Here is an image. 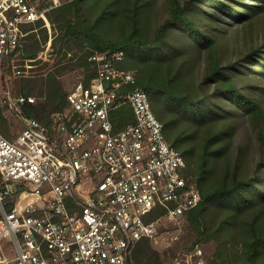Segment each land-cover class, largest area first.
I'll return each mask as SVG.
<instances>
[{
    "label": "trees",
    "instance_id": "16d2710c",
    "mask_svg": "<svg viewBox=\"0 0 264 264\" xmlns=\"http://www.w3.org/2000/svg\"><path fill=\"white\" fill-rule=\"evenodd\" d=\"M47 16L58 58L45 77L13 82V95L44 97L24 114L50 125V114L68 106L59 74L88 71L94 51L122 52L118 66L134 70L201 194L186 213V248L210 245L206 264H264V0H69ZM39 25L25 27L24 57L45 41L43 28L32 30ZM11 123L0 111L7 138ZM129 264L162 257L141 238Z\"/></svg>",
    "mask_w": 264,
    "mask_h": 264
},
{
    "label": "built area",
    "instance_id": "2783aa9c",
    "mask_svg": "<svg viewBox=\"0 0 264 264\" xmlns=\"http://www.w3.org/2000/svg\"><path fill=\"white\" fill-rule=\"evenodd\" d=\"M42 1L0 0V111L22 126L11 138L0 132V264H129L136 240L179 244L201 194L134 70L118 66L122 52H92L93 76L76 83L48 126L24 114L35 96L2 82L6 67L22 74L15 61L26 26L41 22L51 50L47 15L60 2ZM42 52L24 59L45 60ZM164 264H206V256L196 244Z\"/></svg>",
    "mask_w": 264,
    "mask_h": 264
},
{
    "label": "rangeland",
    "instance_id": "374dc122",
    "mask_svg": "<svg viewBox=\"0 0 264 264\" xmlns=\"http://www.w3.org/2000/svg\"><path fill=\"white\" fill-rule=\"evenodd\" d=\"M58 1L60 2V4H59V6H60L63 3H67L69 0H58ZM43 2L44 3H42V5L51 4V3H49L50 0H43ZM48 19H49V17H48ZM49 21H50V19H49ZM50 23H51V21H50ZM39 24L40 25L38 27L35 26L32 30L36 31L40 27L43 28L45 35H46V38H45V41L42 42V45H41L40 49L37 51V53L39 51H43L42 54L47 53L46 54L47 58L45 60H38L37 59L38 61L30 62L28 59H24V56L22 55L21 50H20V53L17 57L19 59L17 61H15V64L17 65V69H19L18 71L22 74L21 75H18L17 73L14 74L13 70H11L10 67H8L9 71L6 72L4 78H2V82L4 83V85L8 89H10L11 93H12V89H13V85H14L13 82L16 79L30 78V77H36V76L45 77L48 72L53 70L55 62L58 58V49L60 46L59 45L55 46V44H54V38L56 36L54 26L51 23V28H52L51 50L49 49L47 52H44V51H46L45 48H46L48 41H49V34H48L47 29L42 26L41 22H39ZM230 27H233L232 31L233 30L235 31V30H238L241 27V25L236 24L235 26H230ZM241 32H242V29H241ZM25 42H26V40L24 39L23 45L25 44ZM52 50H53V52H52ZM49 53H52V55L49 56L48 55ZM89 71H90V69L88 71L82 72L81 68H77L74 70L73 69H66L65 71H63V73L59 74L58 78L61 81L63 87H65L68 90L67 92H69L71 89H73V87L76 85V83L79 80H82L84 78L86 73H89ZM33 96L36 97V101H42L44 99L43 96H37V95H33ZM4 114L7 115V117H9L11 119V122H12L10 127H9L10 133L14 134V133L18 132L22 127L21 122L19 121L20 119L16 115L9 113V112H4ZM12 120H15L14 123ZM187 223H188V221L186 219L185 220V230L187 228ZM189 240H190L189 236H186V237L184 236L182 241L179 244L174 245L173 247H169V248L162 247L159 245H155L150 240L149 241H150L151 246L155 250H157L158 253H160V255L162 257V264H164L167 261H171V259L175 256V254L178 251L187 249L186 247L189 246L187 244H190ZM203 248H204V251L206 254L210 253V251H211L210 245H205V246H203ZM129 259H130V257H129Z\"/></svg>",
    "mask_w": 264,
    "mask_h": 264
},
{
    "label": "crops",
    "instance_id": "0c3cea01",
    "mask_svg": "<svg viewBox=\"0 0 264 264\" xmlns=\"http://www.w3.org/2000/svg\"><path fill=\"white\" fill-rule=\"evenodd\" d=\"M12 121H13V123H14L15 120H12ZM12 136H13V134H12Z\"/></svg>",
    "mask_w": 264,
    "mask_h": 264
}]
</instances>
